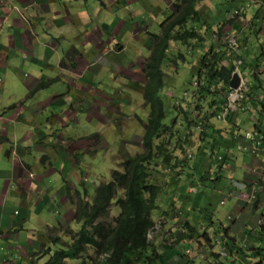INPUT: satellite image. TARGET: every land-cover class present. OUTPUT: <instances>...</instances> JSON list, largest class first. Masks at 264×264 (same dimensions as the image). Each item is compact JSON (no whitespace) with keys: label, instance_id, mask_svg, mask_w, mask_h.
Returning <instances> with one entry per match:
<instances>
[{"label":"crops","instance_id":"crops-1","mask_svg":"<svg viewBox=\"0 0 264 264\" xmlns=\"http://www.w3.org/2000/svg\"><path fill=\"white\" fill-rule=\"evenodd\" d=\"M173 2L0 0V264H47L60 245H51L50 237L67 243L79 228L74 208L83 195H77L78 188L87 193L88 201L93 199L98 185L90 182L93 165L88 158L94 162L102 153L104 166L114 168L116 160L127 156H117L112 144L121 145L128 156L142 152L150 111L144 103L143 63L160 39L159 27L155 33L153 26L171 13ZM223 24L226 34L237 36L246 61L244 47L264 25V8H250L242 19L230 17ZM134 94L140 95L138 102ZM200 113L201 119L193 118V123L203 121L204 128L211 111ZM209 123L224 130L218 136L219 149L227 151L233 137L227 133V122L215 117ZM230 155L236 158L235 152ZM245 160L238 162L243 173ZM99 181L104 182L102 177ZM236 192L240 191L228 197L232 208L227 215L232 219L223 227H217L216 219L208 223L188 217L207 228V234L198 242L174 243L167 264H198L202 254L217 255V247L210 252L200 244L215 236L227 251L220 264H264L257 258L264 254V228L257 226L263 212L253 213ZM259 198L264 199V192ZM180 203L175 201V208ZM190 248L194 257L183 255ZM210 259L207 263L215 264Z\"/></svg>","mask_w":264,"mask_h":264},{"label":"trees","instance_id":"trees-1","mask_svg":"<svg viewBox=\"0 0 264 264\" xmlns=\"http://www.w3.org/2000/svg\"><path fill=\"white\" fill-rule=\"evenodd\" d=\"M202 1L204 0H174L171 5L172 13L160 23V27H162L160 37L165 39L164 43L158 42L155 44L150 57L143 64V72L147 81L143 91L144 103L149 107L150 111L142 139V152L129 159L122 160L111 172L109 181L100 183L96 187L91 201L86 199L88 197L87 193H83V197L75 203L74 208V220L79 225V229L71 232L72 235L68 246L52 253L47 264H64L67 259L78 261V264H167L171 246H158L155 241L149 239V235L155 228L154 213L160 210L159 203L162 201L160 200L162 189L160 166L161 164L167 165L169 173L177 174L179 179L182 177L180 173L184 172L186 167L190 169V166L188 158H178L169 155L171 150L170 143L177 136L180 141L181 134L173 130L175 125H177V121L171 125L164 124L166 117L164 102L158 98V95L165 86V80L164 74L157 73H161V67L166 61L165 52L173 39L187 48L189 46V49L193 43L202 44L205 42L206 38H204V35L206 31L203 28L206 29V27L205 25L202 26V24L206 23V21L201 19L200 12L196 9L197 2ZM200 26L201 29H197ZM220 27L219 25L217 27L218 30L212 31V35L221 37ZM171 30L176 33L174 36L170 33ZM220 49H222L221 46L216 52H208L202 55L196 77L200 84L198 83L197 91L192 95L191 103L195 108L193 112L194 121L201 119L202 114L200 112L201 109H204L202 105H206L207 108L211 109V113L207 116L208 120H205L204 125L206 126L202 127L200 143L214 156L221 152L222 158L218 164V170L214 171L215 175L209 177L208 174H204L198 178H191L188 180L190 184L208 179L214 184H220L224 174L225 162L228 159L227 153L230 148L232 149L235 146V140L231 137L228 140L227 148L231 147L227 151L219 149L222 139H219L218 136L219 134H225V132L223 129L216 130L209 123L210 119L216 117L222 105L220 103L219 108L215 98L220 97L222 100V94L218 95L221 88L220 93L229 90V82L233 72L232 68L221 64L222 59H224V53ZM183 61H185L184 55L178 52L173 64ZM202 77L206 80V85H204ZM213 85H219L221 88L212 91ZM183 113L185 114L184 121L189 124L192 123L189 128L192 129L193 126H199L198 122L194 125L193 117L189 120L186 111H183ZM229 117L230 115L227 118ZM227 126L230 127L227 129V133L236 130L235 128L231 129L236 125L231 123L230 120L227 121ZM254 129L257 132L262 131L259 127H254ZM192 171L195 173V170ZM185 199L187 200V197ZM199 202L200 200L196 197L194 205L189 209L190 213L188 211L187 215L188 217L192 215L193 219H195L194 216H197L199 219L209 223L212 218L204 217L200 213ZM170 204L171 207L168 210L160 211V215H167L171 209V220H176L181 225V231L173 235L177 242H189L191 240H197L198 242L201 240L200 237L206 236L207 232L204 229H199L197 226L199 224H196V220L188 221V217L183 212H181V218L178 217L179 214L172 209L175 203ZM110 210L118 212L117 215H113ZM108 214L112 217V228L109 232L106 231L102 221L103 216ZM185 217L186 219L183 223L182 219ZM109 238H111L110 251L105 256H102ZM59 241L61 239L59 240L57 236L50 237L52 245H56ZM88 250H92L96 256L83 255ZM49 252L50 250H48ZM257 255V258L259 257L258 259H262L264 262V254L258 253ZM214 257H218V255L214 254Z\"/></svg>","mask_w":264,"mask_h":264},{"label":"rangeland","instance_id":"rangeland-1","mask_svg":"<svg viewBox=\"0 0 264 264\" xmlns=\"http://www.w3.org/2000/svg\"><path fill=\"white\" fill-rule=\"evenodd\" d=\"M258 2H262V5H259L258 7L264 8V0H258ZM241 4L245 5V12L250 8L256 7L255 5H252L250 8H247L248 2L246 0H204L202 2H197L196 7L197 5L200 6L198 10L202 14V16L205 17L204 19L206 21V23L202 24V26L205 25L206 27V29L202 27L204 31H206L204 35L206 41L202 44L193 43V45L189 49V46L187 48L183 46L182 43H179L173 39V41L170 42L171 46H169L168 50L166 51V58L168 60L161 67V73H157L164 74L165 80V86L160 90L158 95V98L164 102L166 113L164 124L171 125L173 122L177 121V125H175V129L173 130L181 134L180 141L179 137L177 136L170 143L171 150L169 151V155H173L178 158H188L187 160L189 161L190 166V169L186 167V170L180 173L182 174V177L180 179L178 178L177 174L169 173V168L167 165L161 164L160 166V178L162 179L160 200L162 201L159 203V205L161 206L160 210L154 213L155 229L149 237L151 240L155 241L158 246H161V244H163L166 240H169L171 243L176 240L171 235V233L173 234V231H171L173 229L171 223L165 221L167 216H162V214L160 215V211L168 210L171 207L170 203H174L173 198L176 202H180L181 199H183L178 206L182 207L187 213V209H190L194 205V200L196 197H198V199L200 200V204L198 207L200 213L204 217L212 218L213 221L216 219L215 223L217 224V227H223L224 225H226L225 222L227 217L229 216L227 214L230 213V210L232 208V204L228 199V193L230 190L229 184L231 181H233L234 183V181L238 180L246 184L247 189L243 194L237 192L236 197H238L239 200L241 199L240 201L243 202L244 200L249 199L253 194H255L256 199H253L252 201H250V203H248L247 201L244 202L247 203L246 206H251V208L253 209V213L257 214V211L261 210V212H263L264 214V199L259 198V195L264 192V169L261 170L262 164L257 158L243 153L239 154L236 151H233L236 154V158H234L233 155H230L233 152H228V159L225 162L226 168L224 169L229 168L230 170L224 171L220 184H214L209 179L204 181H196L191 184L188 181L191 178H198L203 176L204 174H208L209 177L211 175H215L214 171L216 172L219 168V161L217 159L219 156L216 158L217 155L214 156L212 154H209V150L206 147H203L199 141L202 133L203 121L200 122V125L197 128L193 127L191 129L189 128V126H191L192 123L189 124L187 121H184L183 118H185V114L183 113V111H186V115L191 118L193 110L195 109L193 108L194 105L191 103V99L193 97L192 95L197 91L196 87H194L193 84L197 82L196 77L198 68L200 67L202 55L205 52L216 48L215 40L217 39V37H215V40L213 39L212 31H216L220 23L230 18L232 16L233 10L236 8H240ZM205 12H208V14H204ZM254 13L255 10L251 12V15H253ZM228 23L229 22H227V24ZM224 25L225 24L220 27L222 28L221 35L223 34ZM160 26L161 25L156 24L155 26H153V28L155 29V33H157L156 31H158L159 27V33L161 36L162 27ZM197 29L200 30L201 26L197 27ZM258 29H256L258 30V33L252 35L249 44L247 46L245 45L244 47L243 54L245 55L247 60L245 61L243 60V58H239L237 60V62H240V65L237 67V69L241 73V77L243 76V74L248 75L246 92L244 93L245 101L242 104L240 103L241 105L238 104V106H244L245 108L244 110L236 111L231 115V119L234 120V122L231 123H234L236 125L231 129H236L232 130V135L234 139H237L235 140L237 148L240 145V137H242L246 131H254V127H259L262 130L261 133H264V57H260L261 51H264V25L262 27H258ZM262 31L263 33H261ZM170 33H172L173 36L176 34L175 32H173V30H171ZM259 33H261L260 36L263 35L261 40L257 37ZM164 40V38L160 37L159 42L164 43ZM222 40L223 39H221V41ZM237 48L240 52V46H238ZM178 52L184 55L185 61L178 64L171 63V61H174V58ZM143 64H145V62ZM250 74L254 75L251 76ZM201 79L204 85H206V80H204L203 77ZM212 88V91H214L216 89H219L220 86L213 85ZM139 92L141 93V88ZM219 94L222 93H218V95ZM222 97V100L220 97L219 100L224 107L225 97H227V93L222 94ZM139 98H141L139 94L133 95V101L138 102ZM216 99L218 100L217 97ZM136 102L135 104L139 105ZM202 107L205 106L202 105ZM206 109L209 108L206 107L201 112L204 113ZM190 110H192V112H190ZM209 110L211 111V109ZM139 113H141V109ZM230 117L226 119L225 123L230 119ZM140 128L141 127L138 126L137 128H134V130H139ZM226 128L228 129L230 127L228 126ZM176 135L178 134L176 133ZM114 141L115 139H112V143H114ZM113 147L118 148L116 152L117 156L121 158L127 156L123 159H129L130 157H132L128 156V153L124 152L121 145L112 144L111 148ZM188 155H190V157H187ZM209 155L212 157H210ZM99 156H101L103 159L98 160L97 157ZM94 157V162L92 157L88 158V160H90L93 165V168L91 170L92 172L89 173L90 182L100 185V177H102L104 181H109L111 170L118 166L116 165L118 164V160L114 162V168H106L104 166L105 160L102 156V153ZM244 157L247 158V160H245V164H243V173L239 169L238 162H240V159ZM96 160L97 162H95ZM227 162H232L235 165H231V163ZM250 168L255 169L256 171L250 173ZM192 170H195V173H193ZM247 173L251 176L250 178L247 177ZM192 174H194V176H192ZM78 190H80V192L77 195L82 196V189L78 188ZM186 197L187 200L185 199ZM221 201H224L225 204L221 205ZM165 206L166 208H164ZM112 210H110V212ZM117 213L118 212L112 211L113 215H117ZM167 215L171 218V212H168ZM262 216L263 215H258L259 218H261ZM111 218L112 217L110 214L105 215L102 218L104 227L107 232H109V230L112 228ZM215 238L216 236L213 238H208L207 240L200 241V244H203L202 242H204V247L211 248V243L215 240ZM68 243L70 242L68 241L66 243V241H60V245L59 247H57V250L66 248L68 246ZM110 248L111 238L108 239L104 247L102 256L108 254ZM48 249L50 250V247ZM94 254L95 253H93L92 250H88L83 255H93L92 257H94L96 256ZM210 258L211 257L209 256V259ZM219 258L220 257H217V259L212 258V261L215 262V264H220ZM207 259L208 258L201 262H198V264H208L206 261ZM259 260V262L263 261L262 259ZM78 263V261L69 259L65 262V264Z\"/></svg>","mask_w":264,"mask_h":264},{"label":"clouds","instance_id":"clouds-1","mask_svg":"<svg viewBox=\"0 0 264 264\" xmlns=\"http://www.w3.org/2000/svg\"><path fill=\"white\" fill-rule=\"evenodd\" d=\"M247 2H248V4H247V8H250L252 5H255V6H259V5H262V2H258V0H246ZM244 12H245V5H243V6H241L240 8H236V9H234L233 10V13H232V16H231V19H233V20H238V19H242L243 17H244ZM221 30H222V28H221ZM220 34H221V32H220ZM213 37H214V39H215V37H217V39H216V48L218 47V49H219V47L221 46L222 47V49H220L221 51H223V53H224V59H222L223 61H222V65H223V63L225 64L224 66H226V67H228V68H232L233 69V72H232V75L233 74H237L238 76H239V79H240V84H239V87L236 89V90H232V89H230V87H229V90L228 91H224L222 94H225V93H227V97H228V94L230 93V92H232V91H240L241 92V94H242V99H240L239 101H237L235 104H234V108L233 109H230V110H228V112L225 114V116L224 117H222L221 115L223 114V109H224V107H223V105H221V109H220V111L218 112V114L216 115V119L218 120V121H222V122H225L226 121V117L228 116V115H230L231 116V113H234V112H236V111H239V110H244V106H238V104H242V103H244V99H245V96H244V93L246 92V87H247V76L248 75H246V74H243V76L241 77V73L238 71V69H237V67L240 65V62H237V60L239 59V58H243L241 55H240V53H239V49L237 48L239 45H238V39H237V36L234 34V33H228V34H226L224 31H223V34L221 35V37H218V36H216V35H213ZM234 39L235 40V46L234 47H230L229 46V44H228V40L229 39ZM221 39H223L222 41H221ZM205 41H206V39H205ZM225 45H226V47H225ZM216 48L215 49H211L210 51H208V52H216ZM208 52H205L204 54H206V53H208ZM166 54V57H167V52L165 53ZM175 55V54H174ZM177 55V54H176ZM167 58H166V61L165 62H167ZM243 60H245V59H243ZM164 62V63H165ZM171 63H173V61H171ZM227 63V64H226ZM251 76L252 75H254V74H250ZM231 78H232V76H231ZM231 80V79H230ZM198 80H197V82H195L194 84H193V86L194 87H196L197 88V86H198ZM221 90H222V88L220 89V91L218 92V93H220L221 92ZM227 97H225V105H226V102H227ZM243 101V102H242ZM240 104V105H241ZM193 112H194V110H193ZM192 116H193V113H192ZM218 117H220V118H218ZM193 118L195 119V116H193ZM254 131H256L255 129H254ZM259 132V131H258ZM241 138V137H240ZM234 140H237V139H234ZM240 140V139H239ZM232 151H236L237 153H243V152H241V151H239L238 150V148L236 147V144H235V146L233 147V149H232ZM229 152H231V151H229ZM243 154H247V155H249V156H252V157H254V158H260L263 162H262V167H263V169H264V158L262 157V156H253V155H250V154H248V153H243ZM219 156V157H218ZM187 157H190V155H188ZM218 157V158H217ZM216 158L218 159V161L220 162L221 161V154H217V156H216ZM121 162V161H120ZM120 162H118V164L120 163ZM118 164H116V165H118ZM226 165V164H225ZM116 168V167H115ZM114 168V169H115ZM114 169H112L111 170V172L114 170ZM104 182H108V181H104ZM104 182H101V183H104ZM230 187H231V189L229 190V193H228V197H231L232 195V192L234 191H240L239 193L240 194H243L245 191H246V189H247V186H246V184H244V183H242V182H240V181H238V180H236V181H234V183H233V181H231L230 182ZM237 193V192H236ZM247 199V198H246ZM253 199H256V197H255V194H253L249 199H247L246 201L248 202V203H250V201H252ZM173 202L175 203V201H174V198H173ZM254 202H256V201H254ZM220 204L221 205H224L225 204V202L224 201H221L220 202ZM161 205H162V203H161ZM161 207V206H160ZM172 207H173V205H172ZM172 209H174L175 211H176V213H178L179 214V216L178 217H180L181 218V212H183V214H186V216H187V213H186V211L182 208V207H179V208H175V205H174V207L172 208ZM171 210V209H170ZM168 211V212H171V211ZM189 211V209H187V212ZM189 213H190V211H189ZM263 216L261 217V218H259L258 220H257V226L258 227H260V228H264V225H262V224H259V221H264V214H262ZM165 216H167V215H165ZM185 216V215H184ZM188 217V216H187ZM168 218V219H167ZM171 218H169V217H166V222H168L169 221V223H171V226L173 227V229L171 230V231H173V234L171 233V235H172V237H173V235H175V234H177L178 232H180L181 231V225L180 224H178L177 223V221L176 220H170ZM186 219V217L184 218V219H182V221H183V223H184V220ZM228 220H231L232 218H231V216H228V218H227ZM178 220H180V219H178ZM174 222V223H173ZM79 229V228H78ZM155 229V228H154ZM199 229H200V227H199ZM201 230H203V228L201 227ZM204 230H205V228H204ZM77 231V230H76ZM206 231V230H205ZM152 234V233H151ZM150 234V235H151ZM150 235H149V237H150ZM173 238H175V237H173ZM202 237H200V239H201ZM150 239V238H149ZM168 239V238H167ZM176 239V238H175ZM151 240V239H150ZM204 239H202V241H203ZM49 242H50V240H49ZM177 241L175 240V242H170L169 240H166L163 244H161V245H169V246H171V249H172V247H174V243H176ZM156 243V242H155ZM50 244L52 245V243L50 242ZM54 246V245H53ZM218 249H217V248ZM217 249V252H216V254L218 255V257H220V258H222V259H224L225 257H227V251H226V247H224V246H222L221 245V238H217V239H215L212 243H211V248H208L209 250H210V252H211V250H213V249ZM191 253L193 254V257H194V250L193 249H187V250H185L184 251V254L183 255H185L186 257H188V256H190L191 255ZM209 256L211 257V258H213L214 257V253H209V254H202V259L203 260H205L206 258H208L209 259ZM217 258V257H216ZM68 260V259H67ZM66 260V261H67ZM65 261V262H66ZM74 261V260H73ZM65 264V263H64Z\"/></svg>","mask_w":264,"mask_h":264},{"label":"built area","instance_id":"built-area-1","mask_svg":"<svg viewBox=\"0 0 264 264\" xmlns=\"http://www.w3.org/2000/svg\"><path fill=\"white\" fill-rule=\"evenodd\" d=\"M228 44L230 47L235 46V40L229 39ZM240 91H232L228 94L226 105L223 109L222 117L228 112V110L234 108V104L242 99ZM220 118V117H218ZM240 145L238 150L243 153H248L253 156H262L264 158V135L257 131H246L239 140ZM259 224L264 225V221H259Z\"/></svg>","mask_w":264,"mask_h":264},{"label":"water","instance_id":"water-1","mask_svg":"<svg viewBox=\"0 0 264 264\" xmlns=\"http://www.w3.org/2000/svg\"><path fill=\"white\" fill-rule=\"evenodd\" d=\"M239 84H240L239 76L237 74H233L229 82L230 89L236 90L239 87Z\"/></svg>","mask_w":264,"mask_h":264}]
</instances>
